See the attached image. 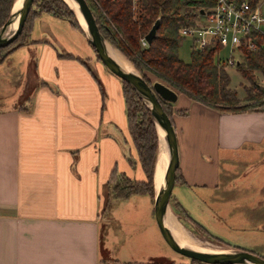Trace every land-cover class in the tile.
Instances as JSON below:
<instances>
[{
    "label": "crops",
    "instance_id": "obj_1",
    "mask_svg": "<svg viewBox=\"0 0 264 264\" xmlns=\"http://www.w3.org/2000/svg\"><path fill=\"white\" fill-rule=\"evenodd\" d=\"M42 15L27 43L0 63L9 86L0 94V264L171 259L154 196L115 197L108 187L113 170L144 179L137 160H127L133 148L120 79L78 53L75 29ZM22 49L28 75L12 77ZM172 104L178 169L171 203L229 244L238 232L263 242L264 110H218L182 92ZM246 175L261 179L259 192L237 193Z\"/></svg>",
    "mask_w": 264,
    "mask_h": 264
},
{
    "label": "trees",
    "instance_id": "obj_2",
    "mask_svg": "<svg viewBox=\"0 0 264 264\" xmlns=\"http://www.w3.org/2000/svg\"><path fill=\"white\" fill-rule=\"evenodd\" d=\"M85 1L102 37L132 64L148 85L151 83L145 77V71L153 74L158 81L172 90L182 92L207 106L227 111L244 110L240 108L242 104L237 92L229 86V77L224 66L219 64L215 57V53L219 50L218 46L207 47L202 52H192L189 62L182 61L178 55L182 40L178 35V29L186 25H195L200 17L213 8L215 0ZM233 1L238 5L244 0ZM246 1L252 8L258 4V0ZM13 2L14 0H0V27L9 18ZM42 14L66 20L73 29L83 34L73 11L64 0H33L20 34L8 46L0 49V63L10 53L27 43L33 21ZM157 19L159 26L155 37L146 47H142L140 39L146 35ZM257 42H264V39L258 37ZM95 58L99 61L96 54ZM81 62L85 64L84 61ZM236 68L243 79L261 91L254 82V78L255 72L264 76V49L258 47L256 50L249 51L243 48V61ZM120 84L127 135L136 152V158L127 157V160L130 164L137 160L144 179L135 180L123 172L113 170L107 182L108 187L115 197L125 198L133 193H146L153 197V171L158 147L157 133L148 108L136 92L128 83L120 80ZM262 93L264 97V90ZM255 99V96H247L244 101ZM161 105L172 122V114L175 112L173 104L161 100ZM255 105H264V100L260 99V102L257 101ZM259 110H264V107ZM176 112L184 113L183 110H176ZM177 169L178 167L176 177ZM170 206L174 212L184 215L204 233L222 243L229 244L213 236L202 225L190 219L183 210L171 203V197ZM192 260L198 264H209L196 259Z\"/></svg>",
    "mask_w": 264,
    "mask_h": 264
},
{
    "label": "water",
    "instance_id": "obj_3",
    "mask_svg": "<svg viewBox=\"0 0 264 264\" xmlns=\"http://www.w3.org/2000/svg\"><path fill=\"white\" fill-rule=\"evenodd\" d=\"M72 1L76 4L77 10L86 25V32L80 27L83 35L99 61L111 74L130 85L148 108L152 117L157 133L158 151L160 149L162 153L161 159L163 163L161 185L154 194L153 212L155 223L164 241L174 251L190 259H196L209 264H264L263 256L245 248L230 246L222 251H201L181 245L175 239L171 230L166 225L165 219L168 209H171L170 197L178 166V148L175 129L171 119L162 108L161 100L173 103L177 99V92L160 81H154L151 85H148L135 69L131 72L123 69L118 61L108 53L106 43H109L100 34L86 1ZM32 2L33 0H22L20 8L17 11H13L14 0L9 18L0 27V49L8 46L20 34ZM14 22H16V28L6 35L8 27ZM158 26L159 20L157 19L144 36L148 44L155 37ZM159 128L162 130V134L159 133ZM161 143L162 147L160 146Z\"/></svg>",
    "mask_w": 264,
    "mask_h": 264
},
{
    "label": "rangeland",
    "instance_id": "obj_4",
    "mask_svg": "<svg viewBox=\"0 0 264 264\" xmlns=\"http://www.w3.org/2000/svg\"><path fill=\"white\" fill-rule=\"evenodd\" d=\"M257 5H259L261 11L264 13V0H258ZM42 16L47 17L48 19L51 18V17L49 18V16H46L44 14ZM62 23H64L63 25H69V23L66 20H64V22H62ZM74 31L75 32H72L73 33L72 35H75L76 38H70V40L75 44L78 53L83 57H88L92 62L93 61L96 62L97 60L95 58V54H94L90 44L88 43L87 39L84 36H81L79 31H77V30H74ZM66 39L69 41V37H67ZM191 54H192V50H191L190 41L188 39H182L180 44H179V48H178L179 58L184 62H189ZM21 55H25L24 49L16 52L12 58L13 62H14L13 67L15 68V71H16L12 77H16L15 75H17L16 74L17 72L19 73L18 77L21 76L20 75L21 72H22V75L24 73L27 74V68H25V66H24V61H22ZM220 55H221V57L225 58V56L227 55V49H222L220 51ZM99 65L104 67L103 64L100 62H99ZM104 69L108 73H110L105 67H104ZM225 71L229 77L230 88L237 92L238 97H241L240 98V101H241L240 103L242 104V105H240L241 109L252 110V109H260V108L264 107V105H262V106L255 105V104H257V101L260 102V99L264 100V97L262 96L263 95L262 90H264V76H262L259 72H255L254 82L259 86L258 88H261V91H260V90H257L253 84H251L250 82L243 79L241 77V75L238 73L236 67H231V68L227 67V68H225ZM144 74H145V77L150 81V83H152L154 81H158V79H156V77L153 74H151L150 72L145 71ZM111 75L114 76L113 74H111ZM25 78H26L25 79V82H26L27 77H25ZM19 88L20 87H18V86H16V87L12 86L13 90H19ZM8 89H9V86L0 79V94L8 91ZM247 91L249 93H247ZM247 96H250V97L255 96L256 99L245 102L244 100L247 98ZM131 148H133L132 144H131ZM131 157L136 158V152H135L134 148H133V154H131ZM261 175L263 176L264 174H261ZM243 181L245 183L244 182L240 183L241 186L239 187V188H242L243 190L240 191V189H238L237 193H241V195H250V194H254L253 192H255V191L256 192L260 191V189H261L260 186H255L256 183L260 185V182H261L260 178L253 179V175H251L250 177L248 175H246V176H244ZM254 186L257 188H253ZM172 195H174V189L172 190ZM259 195L260 196L264 195V192L262 194H259ZM184 209L186 210L185 207H184ZM191 211H193L195 213L194 210H191ZM242 211L244 212L245 210H242ZM172 212L176 215L178 221L183 226H185V228H187L190 232H192L196 236L201 237V239L204 241L206 240L207 242H210L214 245L221 246V247H223V249L230 247L231 245L238 246L240 248H245V249L251 250L254 253H257L258 255H261L264 257V241L261 242L260 240L256 239L253 243H251V240L247 239V238H249L248 235H246V238H244L242 235L243 233L238 232L237 237L232 236V237L228 238L230 243H232V244L222 243V242L212 238L208 234L204 233L203 231H201L197 226H195L192 222H190L181 213L177 214L173 210H172ZM257 212H258V216L261 217V215H260L261 212H259V210ZM241 236H242V238H241ZM162 240H163L162 244H164L163 245L164 249L166 250V248H167L171 254V259L165 258L166 256L163 254L162 255L163 257H159L157 259H154L152 264H198L197 262L193 261L189 257H186V256L174 251L172 248L169 247V245L164 241V239H162Z\"/></svg>",
    "mask_w": 264,
    "mask_h": 264
},
{
    "label": "built area",
    "instance_id": "obj_5",
    "mask_svg": "<svg viewBox=\"0 0 264 264\" xmlns=\"http://www.w3.org/2000/svg\"><path fill=\"white\" fill-rule=\"evenodd\" d=\"M182 39H188L192 52H202L207 47H219L215 57L224 68L237 67L243 61V48L249 51L258 47L264 49V13L259 5L251 7L244 0L236 5L233 0H215L213 8L199 18L195 25H186L178 29ZM142 47L146 40L140 39ZM227 49L225 58L220 51Z\"/></svg>",
    "mask_w": 264,
    "mask_h": 264
},
{
    "label": "bare ground",
    "instance_id": "obj_6",
    "mask_svg": "<svg viewBox=\"0 0 264 264\" xmlns=\"http://www.w3.org/2000/svg\"><path fill=\"white\" fill-rule=\"evenodd\" d=\"M66 4H68L73 11L79 26L86 32V25L80 16L76 4L72 0H64ZM22 0H15L13 11H17L21 6ZM16 28V22L12 23L6 32V35L11 33ZM148 44V43H147ZM108 53L118 61V63L121 65L123 69L126 71H134V68L132 65L114 48H112L109 44L106 43ZM159 133L162 134V130L159 128ZM162 140V139H161ZM162 142V141H161ZM162 147V143L160 145ZM164 148V147H163ZM162 153L160 152V149L158 151L157 147V159L155 160L154 164V171H153V188H154V194L155 191L158 190V188L161 185L162 180V172H163V163L161 159ZM166 225L171 230L173 236L175 239L179 242L181 245L189 246L191 248L201 250V251H222L224 250L223 247L214 245L210 242H207L206 240H202L201 237L196 236L195 234L191 233L189 230H187L185 227H183L177 217L172 213L171 209H168V214L165 219Z\"/></svg>",
    "mask_w": 264,
    "mask_h": 264
}]
</instances>
